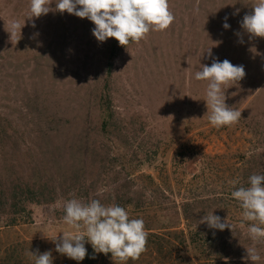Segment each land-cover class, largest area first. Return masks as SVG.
<instances>
[{
  "label": "rangeland",
  "instance_id": "1",
  "mask_svg": "<svg viewBox=\"0 0 264 264\" xmlns=\"http://www.w3.org/2000/svg\"><path fill=\"white\" fill-rule=\"evenodd\" d=\"M254 2L168 0L171 25L126 47L98 42L87 18H27L30 0H0V264H33L30 250L51 251L53 264H119L87 242L77 262L43 236L73 231L71 199L143 219L146 250L126 264H254L246 248L264 264V241L230 195L264 174V37L241 27ZM13 21L25 24L11 36ZM213 58L246 72L225 89L241 117L220 128L208 82L194 78ZM212 212L233 230L210 229Z\"/></svg>",
  "mask_w": 264,
  "mask_h": 264
},
{
  "label": "clouds",
  "instance_id": "2",
  "mask_svg": "<svg viewBox=\"0 0 264 264\" xmlns=\"http://www.w3.org/2000/svg\"><path fill=\"white\" fill-rule=\"evenodd\" d=\"M54 3V9L52 5ZM253 11L245 14L241 27L251 37H264V0H255ZM67 12L80 18H87L94 24L91 30L98 42L115 38L119 45L128 46L130 42L138 43L150 31L166 30L174 21V15L169 9L168 0H30L27 18H39L50 11ZM25 24V23H24ZM19 21L10 25L13 36L17 29L24 26ZM223 28H230L227 17ZM241 42H243L241 40ZM212 47L207 52L212 57ZM244 65H234L228 59L220 61L213 58L211 66L203 65L195 72L196 80H206V101L208 120L216 128L231 126L238 122L241 111L226 104L228 85H237L245 77ZM249 186L239 187L231 191L243 209V220L250 221L248 235L254 241H264V174H253L248 177ZM233 185L237 181L231 182ZM64 222L73 231H61V237L42 234L55 243V250L77 262L83 261L88 254L85 243H89L95 253H111L112 258H118L119 264L137 260L146 250L147 232L142 218L131 219L125 208L120 205H104L93 199L81 203L71 199L65 204ZM210 229L233 230V224L227 218L212 213L202 217ZM59 232V233H61ZM58 241V242H57ZM247 257L256 264L260 255L255 248H246ZM33 264H53L51 251L36 254ZM115 260V259H114ZM116 261V260H115Z\"/></svg>",
  "mask_w": 264,
  "mask_h": 264
}]
</instances>
